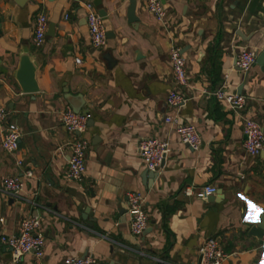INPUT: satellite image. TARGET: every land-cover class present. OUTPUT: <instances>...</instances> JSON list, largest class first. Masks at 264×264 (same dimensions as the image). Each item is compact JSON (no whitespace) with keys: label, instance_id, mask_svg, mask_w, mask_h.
I'll list each match as a JSON object with an SVG mask.
<instances>
[{"label":"crops","instance_id":"crops-1","mask_svg":"<svg viewBox=\"0 0 264 264\" xmlns=\"http://www.w3.org/2000/svg\"><path fill=\"white\" fill-rule=\"evenodd\" d=\"M133 2L138 23L128 18ZM86 3L104 19L108 42L100 50L91 45ZM163 3L166 23L145 0H26L23 6L0 0V104L9 114L0 126V237L18 235L25 218L39 215L46 243L41 260L27 254L13 263L0 242V264H64L70 256L94 264H198L199 249L211 237L234 253L225 264H264V239L250 233L264 217V152H245L243 126L251 117L264 129V60L249 72L234 66L243 49L257 52V60L264 53V0ZM41 14L54 34L37 48ZM173 45L188 73L183 93L189 101L179 112L167 105L175 83ZM23 53L38 66V93H24L15 77ZM222 86L245 96L243 112L201 96ZM67 106L91 115L80 183L66 179L68 144L76 139L61 122ZM168 116L197 127L199 151L180 142L165 123ZM8 129L22 135L15 154L1 147ZM153 137L172 150L156 175H146L138 144ZM27 170L33 178L24 176ZM10 176L24 181L23 197L14 202L2 192ZM210 185L217 193L207 201L184 193ZM136 192L145 197L150 221L137 238L128 203Z\"/></svg>","mask_w":264,"mask_h":264},{"label":"built area","instance_id":"built-area-1","mask_svg":"<svg viewBox=\"0 0 264 264\" xmlns=\"http://www.w3.org/2000/svg\"><path fill=\"white\" fill-rule=\"evenodd\" d=\"M148 11L157 18L161 23H166L167 11L163 0H145ZM86 19L91 37V45L95 50H100L107 45V30L104 19L94 10L92 4L86 3ZM49 28V20L43 14L39 15L36 22L34 44L37 48L44 45L46 41L47 31ZM170 62L174 72V87L170 90L167 97V105L171 109L178 112L189 101L183 93V89L188 87V73L186 72V59L181 53V49L177 46H171L169 50ZM258 54L255 51L243 49L237 55L235 68L242 72H249L256 65ZM78 64L81 59H76ZM202 97L215 99L235 113H241L245 109L246 98L243 95L229 92L226 87H220L217 90H205ZM6 107L0 104V126L5 123L8 118ZM91 119L89 113H76L71 107L67 106L61 114V122L76 139L68 144L70 149V157L68 161V171L66 179L71 182L80 183L83 181L86 172V158L89 151L90 142L83 135L87 132L88 123ZM165 123L172 125L175 132L180 138V142L191 147L194 151H199L202 147V140L197 127L192 124H179L173 116H168ZM245 142V152L251 157H257L264 152V129L251 117H246L243 123ZM21 132L17 129H8L4 131L1 140V147L8 153L15 154L19 150L21 141ZM140 156L144 166L151 173L158 171L159 167L171 153L172 146L168 141L153 137L139 141L138 144ZM22 161H17L18 166H22ZM27 178H33V172L27 170L24 174ZM24 181L20 176H10L3 180L2 192L5 196L13 199H21L24 192ZM188 197H195L201 201H207L210 196L217 193L215 186H207L199 191H194L193 187H187L184 191ZM129 215L131 222V233L134 237L143 236L149 228V216L145 209V197L143 194L136 192L128 195ZM41 216L36 215L25 218L21 222L18 235H2L0 242L6 248L11 250V259L13 263H19L27 254H34L38 260H41L45 254V237L40 232L42 227ZM3 223V220H0ZM234 255L227 254L220 240L212 238L206 240L199 249L198 264H225L230 257ZM64 264H94L95 260L91 258L66 257Z\"/></svg>","mask_w":264,"mask_h":264},{"label":"water","instance_id":"water-1","mask_svg":"<svg viewBox=\"0 0 264 264\" xmlns=\"http://www.w3.org/2000/svg\"><path fill=\"white\" fill-rule=\"evenodd\" d=\"M18 5L23 6L24 3L26 2V0H16ZM135 2L132 3L130 10H129V16L128 18L130 19V22H134V23H138V18L135 16ZM2 22V18H0V24ZM54 34V26L52 25L48 31V36L52 37ZM263 60H264V53L261 55V57L257 60V63L259 65L263 64ZM37 64H35L31 57L26 54L23 53L20 55V63H19V67L18 70L15 73V77L18 81V83L20 84V87L22 88L24 93H31V94H35L39 92V88L37 86L36 83V71H37ZM78 112H80V110H78ZM83 113H88L87 110L83 111ZM148 173H150L149 171H147L146 175H148ZM156 175V173H154ZM210 197H213L210 196ZM211 199V198H210ZM209 199V200H210ZM11 202H14V199L11 198L10 200ZM262 223L259 224L258 226H255L253 228H251V234L257 238H259L263 243V239H264V217H262ZM90 227H93V224H90Z\"/></svg>","mask_w":264,"mask_h":264}]
</instances>
